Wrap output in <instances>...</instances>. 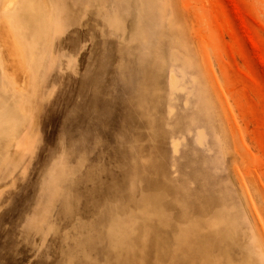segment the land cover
Returning <instances> with one entry per match:
<instances>
[{
	"label": "rangeland",
	"instance_id": "obj_1",
	"mask_svg": "<svg viewBox=\"0 0 264 264\" xmlns=\"http://www.w3.org/2000/svg\"><path fill=\"white\" fill-rule=\"evenodd\" d=\"M0 0V264H264V0Z\"/></svg>",
	"mask_w": 264,
	"mask_h": 264
},
{
	"label": "bare ground",
	"instance_id": "obj_2",
	"mask_svg": "<svg viewBox=\"0 0 264 264\" xmlns=\"http://www.w3.org/2000/svg\"><path fill=\"white\" fill-rule=\"evenodd\" d=\"M9 1V0H8ZM12 1L10 0V2L9 3H11Z\"/></svg>",
	"mask_w": 264,
	"mask_h": 264
}]
</instances>
